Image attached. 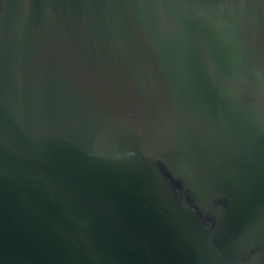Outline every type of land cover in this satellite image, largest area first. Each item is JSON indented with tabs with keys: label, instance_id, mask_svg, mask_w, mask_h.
<instances>
[{
	"label": "water",
	"instance_id": "95a60500",
	"mask_svg": "<svg viewBox=\"0 0 264 264\" xmlns=\"http://www.w3.org/2000/svg\"><path fill=\"white\" fill-rule=\"evenodd\" d=\"M0 264H264V0H0Z\"/></svg>",
	"mask_w": 264,
	"mask_h": 264
}]
</instances>
